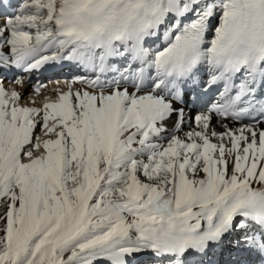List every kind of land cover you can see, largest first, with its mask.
I'll return each mask as SVG.
<instances>
[{
	"label": "snow or ice",
	"instance_id": "obj_1",
	"mask_svg": "<svg viewBox=\"0 0 264 264\" xmlns=\"http://www.w3.org/2000/svg\"><path fill=\"white\" fill-rule=\"evenodd\" d=\"M63 61L0 79V264H264V0H0V67Z\"/></svg>",
	"mask_w": 264,
	"mask_h": 264
},
{
	"label": "bare ground",
	"instance_id": "obj_2",
	"mask_svg": "<svg viewBox=\"0 0 264 264\" xmlns=\"http://www.w3.org/2000/svg\"><path fill=\"white\" fill-rule=\"evenodd\" d=\"M157 43H160V41H157ZM64 64H69V66H63ZM66 67V68H63ZM80 69V72L76 73H72L73 70H77ZM56 70V71H54ZM48 71H52L51 72V76H55L52 78H48V81L45 83L43 82V78L47 76V72ZM85 71V73H83ZM37 73L34 74V72L32 73H25L20 69H17L15 67L12 68H3L0 67V74L2 76H4V80L7 79V83L4 82L5 87L6 88H12L15 89L17 91H21L24 93V100H23V104L27 105V106H42V102L44 97H51L52 99H55V93H53L51 90L57 87H61L63 88V90H67L66 88V81L71 80L75 77H92L91 74H93L92 72H90L88 69L84 68L83 66H79V64L73 63V62H68V61H63L54 65H48L45 66V68L36 71ZM12 78H21L25 81V84L23 87H21L20 85H17L15 83H13ZM206 76H202L200 74L197 75L196 78V83L194 84L193 82L189 81L186 85V89L188 90L187 96L188 95H192V97H187V99L189 101L192 100V98L194 97L195 93L191 91V89L197 87V85L203 80L205 79ZM10 80V81H9ZM60 82L59 85L57 84V82ZM36 83H42V84H46L47 85V89L49 91H44L42 90V96L38 97V103L36 105H31L28 101V97L34 96L35 94L32 92L31 86L32 84H36ZM63 86V87H62ZM77 87H83V85H77ZM204 89H207V86H204ZM197 90H200L199 88ZM223 90V89H222ZM46 94V95H45ZM203 99L205 102L207 103H213L216 100L219 99V93L215 96L214 99L210 100V98L207 96H203ZM186 111L189 112V114H192V106L191 104H189L188 108L186 109ZM243 123H247V122H243ZM222 124H227L230 127H237L239 128L241 126L240 123L236 122V121H232L230 119H225V120H221L220 118H216L213 121V126L219 130V131H223V127L221 126ZM196 125L194 123V121L191 123V127L185 125L183 131L179 132L178 135H180L181 137H183L184 132L190 131L191 128H195ZM213 142L215 143L216 140L215 138H213ZM255 186V185H254ZM218 250H224L223 252V257L220 259L218 257V255L216 254L218 252ZM255 255H253L251 258H253ZM232 258H235V253H233ZM189 260L192 262V264H195V262L197 261H201L203 262V264H225L226 261L229 260V256H228V250L226 248H216L211 254H209V256H206L204 258H201L199 256H190ZM259 262V259L257 258V260L254 261Z\"/></svg>",
	"mask_w": 264,
	"mask_h": 264
},
{
	"label": "rangeland",
	"instance_id": "obj_3",
	"mask_svg": "<svg viewBox=\"0 0 264 264\" xmlns=\"http://www.w3.org/2000/svg\"><path fill=\"white\" fill-rule=\"evenodd\" d=\"M161 31H163V29H162ZM74 72H76V73L78 72V73H79L80 70H78V71H77V70H74L73 72H71V74L74 73ZM36 73H37V72L35 71L34 74H36ZM83 73H85V72H83ZM91 76H93V74H91ZM52 77H55V76H51V74L48 72V73H47V76L43 78V82L46 83V82L48 81V78H52ZM3 78H4V76H2V75L0 74V79H2L5 83H7V82H6L7 79L4 80ZM205 79H206V78H205ZM13 80H14V78H12V81H13ZM9 81H10V80H9ZM62 87H63V86H62ZM215 94H217V93H214L213 95H211L210 100H212V99L215 98ZM45 95H46V94H45ZM41 96H42V93H40V95H39L38 97H41ZM190 96L192 97V95H188L187 97H190ZM38 97H37V98H38ZM22 102H23V101H22ZM221 253H222V252H221Z\"/></svg>",
	"mask_w": 264,
	"mask_h": 264
}]
</instances>
